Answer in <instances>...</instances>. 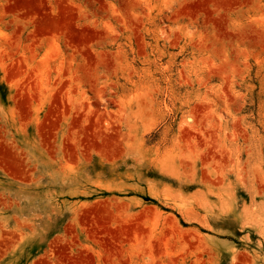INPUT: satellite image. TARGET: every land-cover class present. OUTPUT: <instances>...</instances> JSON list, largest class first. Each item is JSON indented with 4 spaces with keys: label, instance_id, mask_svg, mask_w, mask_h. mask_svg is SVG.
I'll list each match as a JSON object with an SVG mask.
<instances>
[{
    "label": "rangeland",
    "instance_id": "rangeland-1",
    "mask_svg": "<svg viewBox=\"0 0 264 264\" xmlns=\"http://www.w3.org/2000/svg\"><path fill=\"white\" fill-rule=\"evenodd\" d=\"M0 264H264V0H0Z\"/></svg>",
    "mask_w": 264,
    "mask_h": 264
}]
</instances>
